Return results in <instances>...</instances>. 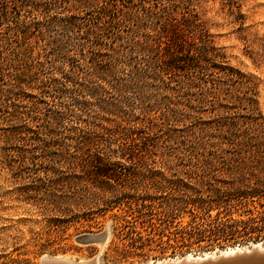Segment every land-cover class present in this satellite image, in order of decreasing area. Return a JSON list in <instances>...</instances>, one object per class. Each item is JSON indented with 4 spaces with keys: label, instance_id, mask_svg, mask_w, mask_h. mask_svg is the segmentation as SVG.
I'll return each instance as SVG.
<instances>
[{
    "label": "rangeland",
    "instance_id": "374dc122",
    "mask_svg": "<svg viewBox=\"0 0 264 264\" xmlns=\"http://www.w3.org/2000/svg\"><path fill=\"white\" fill-rule=\"evenodd\" d=\"M182 12L198 16L210 52L199 60L202 42L184 29L170 41L176 67L159 73L143 44L163 18L182 27ZM256 158L264 0H0V264H169L264 248H163L157 216L150 226L122 198ZM105 229L102 245L79 240Z\"/></svg>",
    "mask_w": 264,
    "mask_h": 264
},
{
    "label": "trees",
    "instance_id": "16d2710c",
    "mask_svg": "<svg viewBox=\"0 0 264 264\" xmlns=\"http://www.w3.org/2000/svg\"><path fill=\"white\" fill-rule=\"evenodd\" d=\"M109 6L105 3L98 9L106 10ZM181 20L182 27L163 18V23L155 27L153 34H147L148 41L143 47L152 53V63L159 73L176 67L170 62L177 56L172 55L170 44L181 39L184 29L190 33V38L197 35L202 42L199 60L207 59L210 52L203 47L207 39H203L205 34L198 16L182 12ZM191 55L193 52H187L188 57ZM105 170L100 168L97 174L105 175ZM214 170L218 173L161 177L157 197L146 193L126 195L122 198L129 200L123 202L128 209H132L133 202L139 216H147L150 226L154 225L150 219L157 216L158 234L166 237L159 242L165 244L163 248H189L193 244L200 246V243L212 247L221 242L234 244L264 239V161L250 159ZM184 215L188 217L185 224L178 221L173 228H167Z\"/></svg>",
    "mask_w": 264,
    "mask_h": 264
},
{
    "label": "water",
    "instance_id": "95a60500",
    "mask_svg": "<svg viewBox=\"0 0 264 264\" xmlns=\"http://www.w3.org/2000/svg\"><path fill=\"white\" fill-rule=\"evenodd\" d=\"M104 232L102 234H85L80 236L79 240L82 243H91L94 242L97 238H104ZM264 264V251H259L257 248L251 249L249 253H237L234 256L228 257H219L217 260L208 259L199 263L194 262H187L182 260L177 264ZM38 264H72L61 260L55 259H41ZM82 264H93L92 261L89 263H82ZM175 264V263H174Z\"/></svg>",
    "mask_w": 264,
    "mask_h": 264
},
{
    "label": "bare ground",
    "instance_id": "6f19581e",
    "mask_svg": "<svg viewBox=\"0 0 264 264\" xmlns=\"http://www.w3.org/2000/svg\"><path fill=\"white\" fill-rule=\"evenodd\" d=\"M104 232V234L106 233V235L104 236V238H97L96 240H95V242H97V243H99V244H103L105 241H106V239H107V237H108V229H105L104 231H102L100 234H102ZM253 248H257L259 251H264V248L263 247H261V243L260 242H257V243H255V244H252V249ZM251 251V250H250ZM249 251V249L247 248V247H245V248H243V249H241L240 247H238V246H236V247H232V248H227V249H225V250H223V251H221L220 252V254H219V257H228V256H234L235 254H237V253H244V252H246V253H249L250 252ZM218 256V255H217ZM46 257V256H45ZM45 257H43V258H41V259H44ZM193 257V256H192ZM215 257L216 256H214V254L213 253H205L204 255H202V256H200V257H194V258H191V255L190 254H187V255H185L184 257H182L181 259L179 258V259H175V260H172V262L171 263H169V264H177V263H179V262H181L182 260H185V261H187V262H194V263H199V262H202V261H205V260H208V259H212V260H217L218 258H216L215 259ZM45 259H55V260H61V261H65V262H68V263H72V264H82V263H89L90 261H92L93 262V264H98V261H97V259L96 258H92L91 260H89V261H84V262H82V260H80L79 262H73V261H68V260H64V259H58V258H45ZM158 263H160V262H158ZM160 264H166L165 262H161ZM224 264H226V263H224ZM255 264H257V263H255Z\"/></svg>",
    "mask_w": 264,
    "mask_h": 264
}]
</instances>
